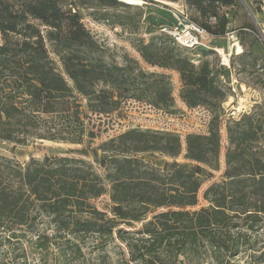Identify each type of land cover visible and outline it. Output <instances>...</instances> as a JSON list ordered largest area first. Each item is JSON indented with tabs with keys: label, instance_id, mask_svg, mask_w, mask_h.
<instances>
[{
	"label": "trees",
	"instance_id": "1",
	"mask_svg": "<svg viewBox=\"0 0 264 264\" xmlns=\"http://www.w3.org/2000/svg\"><path fill=\"white\" fill-rule=\"evenodd\" d=\"M238 2L185 0V6L190 20L216 39L226 37L230 24L224 10ZM84 6L135 8L118 0H0V142L83 147L23 164L0 155V236L8 234V242L30 236L37 250L64 255L89 236L118 240L134 264H182V258L199 260L206 249L235 264L241 231L264 230V118L229 119L222 181L207 187L204 167L220 171L219 115L205 134L182 139L129 129L92 147L100 136L93 117L111 115L128 101L177 116L165 71L179 75V98L188 110L217 112L226 93L209 61L196 63L168 35L138 46L142 61L162 73L146 72L136 61L108 63L83 23ZM244 28L256 33L251 24ZM142 155L172 161L158 168ZM181 156L189 164L178 163ZM105 195L109 212L95 205Z\"/></svg>",
	"mask_w": 264,
	"mask_h": 264
},
{
	"label": "rangeland",
	"instance_id": "2",
	"mask_svg": "<svg viewBox=\"0 0 264 264\" xmlns=\"http://www.w3.org/2000/svg\"><path fill=\"white\" fill-rule=\"evenodd\" d=\"M118 1L133 5L135 8L100 6L80 8L84 25L103 47L104 59L110 64L119 66L127 65L128 61H136L146 72L162 73V70L150 68L142 61L138 51L139 41L162 35L165 28L175 25V18L169 10L152 4L135 0ZM245 2L257 24L239 0L238 5L224 10L230 21L226 37L211 39L207 43V48L187 50L189 55H194L196 63L209 61L213 73L220 74L218 83L226 93L221 110L216 112L208 107L188 110L179 98L181 89L179 75L173 71H165L172 83L176 108L179 111L177 116H165L144 103L128 101L119 111L111 115L93 117L91 127L94 126L100 136L92 147H97L129 129L172 132L180 135L182 139L188 134H205L212 119L219 115L222 140L220 171L204 167L203 178L204 187L221 182V175L225 170L224 155L228 148L227 112L230 113L233 107H239L246 112L244 115L257 114L264 118V41L258 31L260 28L264 32V14L258 12L249 1ZM188 18L190 19V16ZM246 24L253 25L256 33L244 28ZM52 57L57 66H60L59 59ZM227 59L228 68L225 67ZM235 80H237L236 91L233 92L231 84ZM82 148L52 142H37L28 146L0 142V155L13 158L23 164L31 157L39 159L46 156H60L65 155L70 149ZM141 157L158 168L172 161L162 155ZM88 160L94 163L92 156ZM177 162L189 164L183 156L178 158ZM94 165L99 172H102L96 164ZM95 205L100 210L109 212L111 207L109 196L105 195L96 200ZM241 232V253L233 263L264 264V230L256 233L244 230ZM8 237V234L0 236V264H134L129 261L125 245L118 240H101L97 236H89L81 240L78 249L68 251L64 255L56 250H37L29 241L30 236L12 239L10 242L4 240ZM134 237V235L126 236L128 240ZM201 254L199 260L194 257L182 258V264H226L228 257L223 252L208 249L202 250Z\"/></svg>",
	"mask_w": 264,
	"mask_h": 264
},
{
	"label": "built area",
	"instance_id": "3",
	"mask_svg": "<svg viewBox=\"0 0 264 264\" xmlns=\"http://www.w3.org/2000/svg\"><path fill=\"white\" fill-rule=\"evenodd\" d=\"M261 13L264 14V3L260 5ZM176 20V24L172 27L165 28L162 33L170 36L179 46L187 50H196L199 48H207L208 41L211 40L210 34L198 24L192 22L187 15L173 14ZM264 27V26H263ZM264 29V28H263ZM263 40H264V32ZM224 66V65H223ZM226 68L229 67L228 59ZM237 80L231 84L233 92L236 91ZM246 112L239 107L232 108V111L227 112V116L230 120H239Z\"/></svg>",
	"mask_w": 264,
	"mask_h": 264
},
{
	"label": "crops",
	"instance_id": "4",
	"mask_svg": "<svg viewBox=\"0 0 264 264\" xmlns=\"http://www.w3.org/2000/svg\"><path fill=\"white\" fill-rule=\"evenodd\" d=\"M144 1L155 2L158 7L169 10L172 15L177 14L180 16L181 15L188 16V10L185 6V0H141V2L145 3ZM243 1L244 2L249 1L255 9H256L255 3H264V0H243ZM175 24H176V20H175Z\"/></svg>",
	"mask_w": 264,
	"mask_h": 264
},
{
	"label": "water",
	"instance_id": "5",
	"mask_svg": "<svg viewBox=\"0 0 264 264\" xmlns=\"http://www.w3.org/2000/svg\"><path fill=\"white\" fill-rule=\"evenodd\" d=\"M240 1H241L242 5L247 9V11H249L248 6L246 5V3H245L243 0H240ZM249 13H250V11H249ZM250 15L252 16L251 13H250ZM252 19L254 20L255 24H257L253 16H252ZM257 26H258V25H257ZM258 31H259V33H260V36L263 38V33H262V31H261L260 28H258ZM262 40H263V39H262ZM263 41H264V40H263Z\"/></svg>",
	"mask_w": 264,
	"mask_h": 264
},
{
	"label": "bare ground",
	"instance_id": "6",
	"mask_svg": "<svg viewBox=\"0 0 264 264\" xmlns=\"http://www.w3.org/2000/svg\"><path fill=\"white\" fill-rule=\"evenodd\" d=\"M125 1H127V0H125Z\"/></svg>",
	"mask_w": 264,
	"mask_h": 264
}]
</instances>
